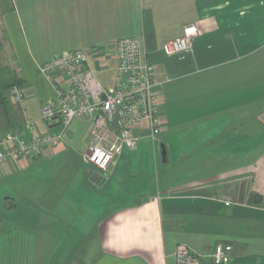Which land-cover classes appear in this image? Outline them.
Returning <instances> with one entry per match:
<instances>
[{"label":"crops","instance_id":"crops-1","mask_svg":"<svg viewBox=\"0 0 264 264\" xmlns=\"http://www.w3.org/2000/svg\"><path fill=\"white\" fill-rule=\"evenodd\" d=\"M9 2L2 24L23 83L5 131L60 138L0 165V264H177L178 245L199 255L228 245L225 264H264V0ZM189 27L191 51L164 55ZM124 38L154 68L162 127L152 141L136 125V148L104 174L85 160L90 121L44 124L65 80L41 68L90 51L94 77L112 88Z\"/></svg>","mask_w":264,"mask_h":264},{"label":"built area","instance_id":"built-area-1","mask_svg":"<svg viewBox=\"0 0 264 264\" xmlns=\"http://www.w3.org/2000/svg\"><path fill=\"white\" fill-rule=\"evenodd\" d=\"M198 34L196 27L185 30L183 37L162 45L166 56L191 51ZM117 65L115 84L105 89L94 77L88 65L90 51H67L51 58L42 66L50 78L55 72L64 77V85L58 86L54 98L42 110L46 127L58 122L65 130L74 119H86L94 125V139L86 147L88 165L107 174L124 149H135L139 137L134 128L147 123L148 136L152 141L161 131L154 68L140 63L141 43L135 38H124L113 45ZM13 101H20L17 88L9 92ZM20 133L0 137V165L7 158L34 159L41 151L55 144L60 136L48 133L33 136L28 141L19 139ZM232 248L217 245L208 255L193 253L185 245L175 249L177 264H200L207 259L211 264H225Z\"/></svg>","mask_w":264,"mask_h":264},{"label":"trees","instance_id":"trees-1","mask_svg":"<svg viewBox=\"0 0 264 264\" xmlns=\"http://www.w3.org/2000/svg\"><path fill=\"white\" fill-rule=\"evenodd\" d=\"M16 70V76H14L7 66L0 64V117H5L7 121H11L8 125H14V116L10 118L11 114L14 115V106L11 104L9 92L23 83L19 68ZM0 123L3 125L1 119ZM2 135L0 134V136Z\"/></svg>","mask_w":264,"mask_h":264},{"label":"rangeland","instance_id":"rangeland-1","mask_svg":"<svg viewBox=\"0 0 264 264\" xmlns=\"http://www.w3.org/2000/svg\"><path fill=\"white\" fill-rule=\"evenodd\" d=\"M9 6H10V2L9 0H0V64L7 66L9 68V70L11 71V73H13L14 76H16V69L19 68L17 61H16V57L14 56V53L9 45V41L6 35V32L4 30V26L2 24V14L5 13V11L9 10ZM20 70V69H19ZM15 88H19V87H15ZM1 111V110H0ZM1 115V112H0ZM13 117V115H10V118ZM1 121L3 122V125H0V132L3 134L0 137H3L4 135L7 134H13V133H9L10 129L5 131V128H7L11 123V121H7L5 119V117H0ZM13 120V118H12ZM1 124V123H0ZM97 177H100L99 175H97Z\"/></svg>","mask_w":264,"mask_h":264},{"label":"water","instance_id":"water-1","mask_svg":"<svg viewBox=\"0 0 264 264\" xmlns=\"http://www.w3.org/2000/svg\"><path fill=\"white\" fill-rule=\"evenodd\" d=\"M161 158H162V161H164V158H165V150L162 148V151H161Z\"/></svg>","mask_w":264,"mask_h":264}]
</instances>
